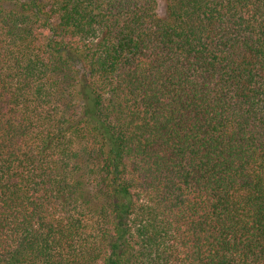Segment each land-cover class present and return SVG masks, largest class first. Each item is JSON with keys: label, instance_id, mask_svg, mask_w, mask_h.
Here are the masks:
<instances>
[{"label": "trees", "instance_id": "1", "mask_svg": "<svg viewBox=\"0 0 264 264\" xmlns=\"http://www.w3.org/2000/svg\"><path fill=\"white\" fill-rule=\"evenodd\" d=\"M0 264H264V0H0Z\"/></svg>", "mask_w": 264, "mask_h": 264}]
</instances>
